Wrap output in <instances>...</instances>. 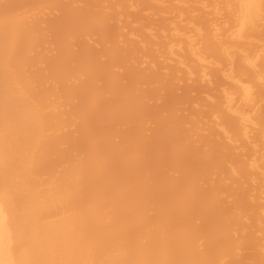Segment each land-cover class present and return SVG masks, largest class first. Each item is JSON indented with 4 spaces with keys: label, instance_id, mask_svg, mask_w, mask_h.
Masks as SVG:
<instances>
[{
    "label": "bare ground",
    "instance_id": "6f19581e",
    "mask_svg": "<svg viewBox=\"0 0 264 264\" xmlns=\"http://www.w3.org/2000/svg\"><path fill=\"white\" fill-rule=\"evenodd\" d=\"M0 264H264V0H0Z\"/></svg>",
    "mask_w": 264,
    "mask_h": 264
}]
</instances>
